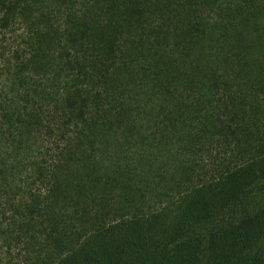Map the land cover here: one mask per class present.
Masks as SVG:
<instances>
[{"label":"trees","instance_id":"trees-1","mask_svg":"<svg viewBox=\"0 0 264 264\" xmlns=\"http://www.w3.org/2000/svg\"><path fill=\"white\" fill-rule=\"evenodd\" d=\"M14 26L1 259L264 264V0H0ZM52 119L61 157L8 197L3 143Z\"/></svg>","mask_w":264,"mask_h":264},{"label":"rangeland","instance_id":"rangeland-1","mask_svg":"<svg viewBox=\"0 0 264 264\" xmlns=\"http://www.w3.org/2000/svg\"><path fill=\"white\" fill-rule=\"evenodd\" d=\"M17 28V26L11 27L9 33L5 34L0 32V53L8 52L10 49H16V47H18V33L14 32L15 34H12L13 31H17ZM6 76L7 75H2L0 69V79L5 86L7 85ZM6 88L7 91H9V86H6ZM49 125L50 128H47L48 124H45L41 132L37 127L38 131H34L31 134L26 133L23 137L15 140L8 137L9 141L5 140L3 143L5 156L10 161L8 172L11 180L15 179L8 197H15V194L18 195L20 193L16 188L19 185L20 177L25 175L29 176V173L34 169L36 172L38 169H43L45 172L52 164V160L61 157L59 152L66 147L65 145H67L68 139L66 136L62 137V133L58 131L56 122L53 119ZM1 244L0 242V249ZM10 244L13 245L14 248L12 252V264H27L28 262L21 255L22 246H17L14 242ZM37 249H39V247H37L36 250ZM0 264H7L6 258L5 260L0 258Z\"/></svg>","mask_w":264,"mask_h":264}]
</instances>
